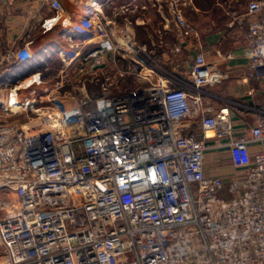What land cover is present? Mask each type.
<instances>
[{
	"label": "built area",
	"instance_id": "obj_1",
	"mask_svg": "<svg viewBox=\"0 0 264 264\" xmlns=\"http://www.w3.org/2000/svg\"><path fill=\"white\" fill-rule=\"evenodd\" d=\"M39 1L55 9L44 32L70 26L60 1ZM181 1L172 0L175 20L190 35ZM94 12L81 40L92 47L81 53L76 44L64 58L80 59L77 80L99 84V96L72 106L58 94L41 107L44 100H20L18 90L41 78L2 81L20 58L13 45L0 51V89L13 83L18 114L38 112L31 129L0 122V264H264V147L250 150L264 144V111L236 137L231 107L203 101L204 88L223 74L202 52L183 78L130 40L128 68L87 71L116 49ZM127 13L115 8L114 18ZM247 15L248 79L264 82V0L251 1ZM131 75L140 84L121 90ZM213 148L229 152L234 177L208 172Z\"/></svg>",
	"mask_w": 264,
	"mask_h": 264
},
{
	"label": "crops",
	"instance_id": "obj_2",
	"mask_svg": "<svg viewBox=\"0 0 264 264\" xmlns=\"http://www.w3.org/2000/svg\"><path fill=\"white\" fill-rule=\"evenodd\" d=\"M58 1L64 16L70 20V26L66 29L59 23L44 32L42 22L55 13L50 3L39 0H0V51L13 45L20 58L16 64L3 71L1 80L25 82L36 74L42 81L41 84L34 83L31 86L25 84L18 90L20 100L34 102L42 96L39 93L44 92L47 94L43 96L48 97L59 94L71 106L77 103L78 100L71 101L68 95L70 93L63 92L66 88L69 90L72 78L77 77L80 59L67 64L64 55L74 51L76 44H79L78 50L81 53L92 47L83 44L81 40L86 32L83 20L87 18L88 10H95L93 19L102 25L107 38L116 49L103 56L102 65H88L87 71L102 74L105 71L115 72L118 68H128L134 63V58L127 52L126 44L130 40L145 46L152 62L183 78H188L195 54L202 52L207 61L223 74L219 83L204 88L202 97L205 105L214 109L230 106L233 110L235 136L249 134L257 117V113L249 109L264 107V82L248 79L250 69L247 33L253 18L247 13L253 0H182L183 14L194 28L190 35L184 34L178 26L171 0H97L98 7H94L92 0ZM121 6L128 9L127 19L122 16L114 18V9ZM68 29L71 31L69 36L66 35ZM229 53L233 54L232 58H227ZM64 77L67 78L66 82ZM22 78L26 79L23 81ZM133 78V85L140 84L136 76ZM61 83L65 86L60 90ZM10 86L2 85L0 89V121L13 118L11 120L23 129H31L34 126L30 119L31 113L36 112L18 114L20 109L14 110V105L10 103L14 100V96L10 95ZM82 92L93 97L101 94L99 84L97 87L84 88ZM7 108H12L17 114H10ZM32 118L38 119L36 116ZM262 147L264 144H253L250 147L251 154ZM219 151L227 150L213 148L210 152L215 156ZM215 160L219 161L218 158ZM224 162L229 163V160ZM207 166L208 172L212 174L224 175V171L227 173L230 169V165L224 171L209 164ZM1 253L0 247V259Z\"/></svg>",
	"mask_w": 264,
	"mask_h": 264
},
{
	"label": "rangeland",
	"instance_id": "obj_3",
	"mask_svg": "<svg viewBox=\"0 0 264 264\" xmlns=\"http://www.w3.org/2000/svg\"><path fill=\"white\" fill-rule=\"evenodd\" d=\"M171 2H172V0H171ZM128 15H126V16H123L124 17V19H127L126 17H127ZM128 43V42H127ZM126 46H127V44H126ZM29 77V76H28ZM23 79V78H22ZM24 79H26V78H24ZM24 79H23V81H24ZM28 80V79H27ZM133 83H134V78H133V76H131V77H128V78H124V79H122L121 80V82H120V86H122V89L121 90H124L125 88H128L129 86H131V85H133ZM72 84V85H71ZM82 84H83V80H81V81H79V80H77V78H72V81H71V83L68 85V87H69V90L66 88V90H64V92H63V94L66 92V93H70V94H68L69 95V97H71V101H74V100H78V98H80V97H82V96H84L86 93H84V92H82V89H84L83 88V86H82ZM93 84H87V87H86V89H89L90 88V86L91 87H97V84H95V86H92ZM89 87V88H88ZM100 87V86H99ZM65 89V88H64ZM70 91V92H69ZM42 94V96H40L39 98V100H41V98H43L44 97V101H43V103H40V107L42 106V105H44V104H49L50 103V100H51V98H52V96L51 97H48L47 95L46 96H43V95H45L46 93H40V95ZM39 95V94H38ZM59 95V94H58ZM35 98H38V97H35ZM39 102H41V101H39ZM244 105H246V104H244ZM244 109V108H243ZM247 111H248V108H245ZM249 111H251V112H255V113H257L256 115L258 116V115H260V114H263L262 113V111H264V107H262V106H260V107H258V109L257 110H251V109H249ZM36 116V118H38V112H36V113H31V118L32 117H35ZM11 119H13V118H8L7 120H5V121H13V120H11ZM0 122H3V121H0ZM18 123H21L22 121H17ZM210 155L207 157V159H208V164L210 165V166H215V167H217V168H222V170L224 171L225 169H226V166H228V165H230V169L228 170V172L227 173H225V171H224V175L222 174H216V175H218V176H221V177H223V178H225V179H230V178H232V177H234L235 175H236V173L237 172H239L238 170H236V168L234 167V165H233V163H232V160H231V157H230V154H229V152L228 151H223V152H221V151H219V152H217V154L214 156L212 153H209ZM216 158H218L219 159V161L217 162L215 159ZM224 160H229V163L228 162H224ZM221 164V165H220ZM227 164V165H226ZM213 174H215V173H213Z\"/></svg>",
	"mask_w": 264,
	"mask_h": 264
},
{
	"label": "bare ground",
	"instance_id": "obj_4",
	"mask_svg": "<svg viewBox=\"0 0 264 264\" xmlns=\"http://www.w3.org/2000/svg\"><path fill=\"white\" fill-rule=\"evenodd\" d=\"M97 3H98V1H97ZM91 4H92V3H91ZM48 89H49V88H48ZM49 90H50V89H49ZM44 91H45V90H44ZM39 94H40V93H39ZM46 94H47V93H46ZM29 98H30V97H29ZM35 100H36V99H35ZM17 107H18V106L14 105V108H15L14 110H17V111H18V110H19V107H18V108H17ZM14 110H13V111H14ZM17 111H16V112H17ZM52 125H53L54 127L58 125L56 119L53 120Z\"/></svg>",
	"mask_w": 264,
	"mask_h": 264
}]
</instances>
